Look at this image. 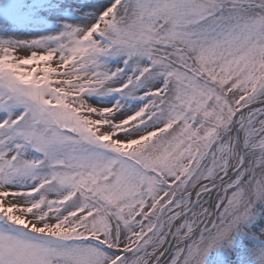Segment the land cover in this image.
Returning a JSON list of instances; mask_svg holds the SVG:
<instances>
[{
  "label": "snow or ice",
  "instance_id": "obj_1",
  "mask_svg": "<svg viewBox=\"0 0 264 264\" xmlns=\"http://www.w3.org/2000/svg\"><path fill=\"white\" fill-rule=\"evenodd\" d=\"M0 264H264V0H0Z\"/></svg>",
  "mask_w": 264,
  "mask_h": 264
}]
</instances>
